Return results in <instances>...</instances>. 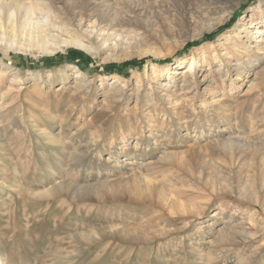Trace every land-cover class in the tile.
Segmentation results:
<instances>
[{"label": "rangeland", "instance_id": "1", "mask_svg": "<svg viewBox=\"0 0 264 264\" xmlns=\"http://www.w3.org/2000/svg\"><path fill=\"white\" fill-rule=\"evenodd\" d=\"M0 25V264H264V76L209 104L264 73V0H0Z\"/></svg>", "mask_w": 264, "mask_h": 264}, {"label": "bare ground", "instance_id": "2", "mask_svg": "<svg viewBox=\"0 0 264 264\" xmlns=\"http://www.w3.org/2000/svg\"><path fill=\"white\" fill-rule=\"evenodd\" d=\"M4 1V0H3ZM10 2V1H9ZM20 2H22V1H20ZM16 3H18V2H16ZM22 4V3H21ZM215 4V3H214ZM12 5V4H11ZM26 5V4H25ZM23 6V5H22ZM5 7V6H4ZM19 7V6H18ZM37 8H39V4H27L26 5V13L27 14H29L30 12H32L33 11V9H37ZM4 9V8H3ZM15 9H17V8H15ZM11 10V9H10ZM3 12V11H2ZM9 17V16H8ZM189 17H191L193 20H195L196 19V16H194V15H192V16H189ZM190 18V19H191ZM2 21V20H1ZM255 20H253L252 18H249L247 21H245V24H246V26H247V24H252L253 22H254ZM1 26V25H0ZM2 27V26H1ZM246 29L247 28H243V27H241V28H239V31H242V32H245V34H247V33H251L250 31H246ZM248 30V29H247ZM257 34H259V36L258 37H255V38H258V39H260V40H258V42H260L261 41V36H262V34H263V30H259V31H257L256 32ZM248 35V34H247ZM246 36V35H245ZM247 38L248 39H250L251 38V36H247ZM247 39V40H248ZM28 41H30V42H33V40L32 39H30V38H28ZM42 45V44H41ZM239 46L241 47V46H245V47H243V48H241L243 51H241L240 50V47H238V48H232V51H233V53H234V55L232 54V55H230L229 53H226V52H224V53H222L221 55H220V57H222V59H221V62H232V61H234L233 59H237L238 61L240 60V58L242 57V55H245L246 53L248 54V52H251V51H247V50H252L251 49V46L250 45H244L243 44V42H239ZM256 49H257V47H256ZM255 49V50H256ZM246 51V52H245ZM252 53H256V51H252ZM183 62H186V61H183ZM188 62H189V65L187 66V67H185V68H183V69H181V70H179V69H174V70H172L171 71V74L172 75H180V76H182V77H184V76H191V75H194L195 76V78L198 76V74L200 73V71H202L201 69H203V67H204V64L201 62V63H199V61H196V59L194 58V57H191L189 60H188ZM204 62H206V61H204ZM226 67H227V72H230V71H232L233 69H235V70H242L243 69V67L241 66V65H238V66H234V67H231V65H230V63H226ZM240 74H238V76H239ZM264 76V73H261V72H258V73H256V74H254L253 75V77L251 78V79H249V80H244V79H246V78H244V79H242V81L239 83V84H237L236 86H234L233 87V89H239L240 91H243L242 92V95H240V97H232V98H229V99H225V98H223L222 96L220 97V98H217V99H212V100H210L209 101V104H215V105H217V106H219V107H221V108H230L232 105H234L233 103L235 102V101H239L240 100V98L241 97H244L245 95H248L250 92H252L253 90H258L259 88H260V84H259V82L258 81H260V79L262 78ZM203 78H205L204 76H203ZM115 81V80H114ZM201 81H197V80H195V81H193L192 82V84H191V86L192 87H195V88H198V86H200V83ZM187 88H190V87H187ZM198 91V90H197ZM210 142V141H209ZM212 142V141H211ZM229 142V141H228ZM219 143L220 142H215L214 144H211V145H219ZM221 144V143H220ZM224 145V144H223ZM206 147V146H205ZM192 149H193V151H198V150H200V147H198L197 145H194L193 147H191ZM172 155H164L163 157H166L165 159H169L170 157H171ZM263 158H264V154H263V156H262ZM207 161V160H206ZM206 161H204V162H206ZM203 162V163H204ZM202 163V165H204ZM201 164V163H200ZM205 165H207V164H205ZM204 168V167H203ZM203 171V170H202ZM201 172V171H200ZM126 184H128L127 182L125 183V182H123V181H119V182H117V183H115V185L114 186H121V185H125L126 186ZM67 186H65L63 183H61V184H58V185H55V186H52V187H50L46 192H49L50 194H52V193H56V192H58L61 188L63 189V187H65V188H67V192H68V195H70L71 197H73V196H76V195H78V193H79V189H78V187H76V186H73V185H71V184H66ZM114 186H110V185H108L106 188H108V187H114ZM124 186V187H125ZM128 187H130L129 189H127V191L126 192H128L129 193V195H133L134 197H136V198H139V187L140 186H138V185H134V184H130ZM145 187V189H147L146 191H148L149 193H150V195H152V196H154V197H160V195H162L161 194V192H156V190L155 191H153V189L152 188H150V187H147V186H144ZM61 189V190H62ZM118 189V188H117ZM122 194V193H121ZM264 196V195H263ZM164 197H165V195H164ZM114 198V197H113ZM135 198V199H136ZM163 198V197H162ZM159 199V198H158ZM164 199H167V198H164ZM139 200V199H138ZM27 227V226H26ZM245 228V227H244ZM179 230H183V229H179ZM224 233H223V235L217 240V242H219V243H221V242H223V239H225V238H229V240H231V241H233V243H235L236 241H237V239H239V237L244 233V229L241 227V228H235V229H233V228H231V227H227V229H224ZM143 232V231H142ZM143 234V233H142ZM73 236V235H72ZM226 239V240H227ZM235 241V242H234ZM59 243V242H58ZM62 243V242H61ZM46 244V243H45ZM54 246H55V244H54ZM53 246V247H54ZM29 253V252H28ZM73 253V252H72ZM74 255V254H73ZM71 256H72V254H71ZM74 257V256H73ZM9 260V259H8ZM4 263V262H3ZM40 263V262H39ZM2 264V263H1ZM7 264V263H6Z\"/></svg>", "mask_w": 264, "mask_h": 264}, {"label": "trees", "instance_id": "3", "mask_svg": "<svg viewBox=\"0 0 264 264\" xmlns=\"http://www.w3.org/2000/svg\"><path fill=\"white\" fill-rule=\"evenodd\" d=\"M141 63L142 62H137V63H124V64H122V65H120V66H115V65H113V66H109V68L110 69H115V68H125V67H127V66H134V67H137V66H139V65H141Z\"/></svg>", "mask_w": 264, "mask_h": 264}]
</instances>
